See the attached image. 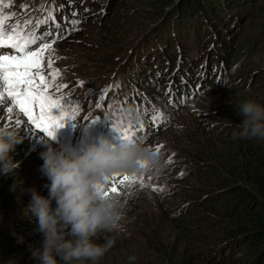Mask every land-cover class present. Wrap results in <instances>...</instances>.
<instances>
[{
	"label": "rangeland",
	"instance_id": "rangeland-1",
	"mask_svg": "<svg viewBox=\"0 0 264 264\" xmlns=\"http://www.w3.org/2000/svg\"><path fill=\"white\" fill-rule=\"evenodd\" d=\"M52 1L0 0V27L5 32L15 29L30 39L36 28L37 18H42L40 26L44 30L43 36L34 35L36 43L29 44V48L35 50L42 43L50 45L45 50L42 71L47 75L58 69L60 74L55 84L66 87L60 88L59 92L54 87L48 91L59 96L69 112L78 109L72 120L65 119L63 126L54 130V137H48L12 105L6 94L5 102L0 98V127L15 130L23 138L15 146L11 156L18 164L25 160L19 168L14 169V173H0V203H8L7 209L0 214V241L6 240L4 236L7 234L14 238L8 243L0 244L3 252L0 255V264H37L32 250L39 246L43 235L39 234L36 225L30 224L32 221L27 215L30 211L27 207L30 192L27 189L35 187L40 195L47 193L46 184L49 179L40 167L43 164L40 153L46 148L44 141L51 140L53 146H67L73 151L82 135V122L86 121L85 117L101 122L104 115L112 113L108 108V101L119 84L120 73L127 70L129 62L135 61L142 52L141 58L146 59V52L158 48L160 40L164 44L169 35L175 34L177 25L176 23L162 31L160 25L152 30V23L146 24L160 0H70L78 8L79 16H84L86 22H89H82L77 30L71 28L66 34L62 30L57 31V26L51 30L46 26L47 18L52 17ZM261 2L263 1L260 0L258 4ZM244 10L249 13L251 11L245 7ZM31 14L37 17L31 18ZM249 15L236 11L228 20L223 21L222 32L218 37L221 40L233 38L236 43L240 35L244 34L249 37L253 48L239 56H236V51L229 52L228 60H225L222 54H215L220 41H208L205 48L207 52L202 51L206 53L205 56L201 58V54L198 55L196 67L192 68L197 76L196 82L202 87L214 83L203 92L202 97L183 102L182 107L174 112L160 101H156L149 109L152 113L155 109H160L164 113L163 122L167 127L161 134L144 143L162 154L165 167L155 175L135 174L134 183L130 186L117 184V193L108 195L119 200L122 205V218L116 232L102 233L96 238L97 243H103L105 237L114 239L111 248L96 264H172L168 258L157 253L154 243L157 240L162 241L163 249L169 251L172 244L179 239L176 231L171 229L173 223L170 222L178 214V208L192 207V211L201 218L211 211V199L206 201L201 198H204V193L213 191L215 186L205 175H189L190 172L182 161L185 154H189V144L191 146L192 143L201 141L207 145L219 143L222 123H225L224 127L239 126L243 116L238 114L236 104L248 98L264 104V26L252 28V16L250 19ZM262 18L264 21V16ZM70 19L75 21L71 16L66 19L65 24ZM255 20L261 23L259 17ZM237 21L240 28L234 32L233 27ZM145 27L151 31L146 33ZM0 54L16 53L15 50L5 47L0 50ZM218 58L220 61H216ZM48 59L53 62L51 69L47 66ZM127 59L129 60L126 61ZM166 75L170 93L185 84V74L175 77ZM47 78L51 81L50 75ZM194 90L197 91L196 88ZM97 103L101 105L100 108L96 107ZM7 105L12 107V112L8 111ZM59 111L53 109V114L58 115ZM144 114L147 115V112ZM113 125L116 129H121L114 121ZM115 128L110 129L112 141ZM140 132L142 129L138 133ZM135 135L137 133L133 134L132 140H136ZM16 181L20 183H15ZM8 182L11 183L10 186ZM110 186L111 180L104 185L105 189ZM11 195H16L19 205L10 198ZM23 213L27 227H22L24 219L21 220L20 216ZM15 224L18 227L13 228ZM156 227H160L157 233L153 230Z\"/></svg>",
	"mask_w": 264,
	"mask_h": 264
},
{
	"label": "trees",
	"instance_id": "trees-1",
	"mask_svg": "<svg viewBox=\"0 0 264 264\" xmlns=\"http://www.w3.org/2000/svg\"><path fill=\"white\" fill-rule=\"evenodd\" d=\"M259 1L160 0L146 24L158 21L153 29L160 25V30L164 31L177 23L174 29L175 34L169 35L164 44L160 40L158 48L146 52V59L141 58L142 52L135 61L129 62L127 70L120 73L119 84L108 101V108L112 113H107L102 122L97 120L92 123L84 120L82 135L73 151L82 152L87 144L96 142L103 136L99 125L107 121H114L123 129H129L131 126L130 132L137 133L136 140H143V142L161 134L167 127L163 122L164 113L160 109H155L152 113L149 110L151 106L156 101H160L162 105L174 112L182 107L183 102L199 99L206 89L213 86L214 83L208 87H202L196 82L197 76L192 71V68L196 67L195 61L198 55L201 54V58L205 56L206 53L202 51H206L208 41H220L215 54H222L225 60H228L229 52L236 51V56H239L253 48L249 37L244 34L240 35L236 43L233 38L221 40L218 34L222 32L221 26L224 22L236 11H240L242 15L250 14V19L252 16V28L263 27L264 0L258 4ZM52 3V14H50L52 17L47 18L46 26L51 30L58 24L57 31L62 30L67 34L71 27L61 22L58 12L69 10V13H72L74 5L66 0H53ZM120 4L124 5L123 2ZM61 6L64 8L61 9ZM244 7L250 8V13L245 11ZM177 15L178 18H176ZM30 17H37V15L31 14ZM257 17L261 23L255 20ZM38 19L40 24L35 33L37 36L40 34L43 36L44 30H41L40 26L43 21L40 17ZM80 19H84V16H80ZM84 20L75 25L72 24L71 19L70 22L72 26H75L74 30H77L79 24L89 22ZM233 28L234 32L240 28L239 21ZM217 60L220 61L219 58ZM166 74L174 75V77L185 74V84L178 86L170 93L169 79ZM1 101L5 102V97ZM132 104L139 114V119L129 121L125 110ZM6 108H9V105ZM120 111H122L121 114ZM144 112H147V115ZM95 119L99 118L95 117ZM222 124L219 143L207 145L201 141L194 142L190 146V142H187L190 148L189 154H185L182 163L190 172L189 175H205L215 186L212 188L213 191L204 193V198H201L206 201L211 199L212 209L201 218L192 211V207L178 208V214L171 218V221L167 219L173 223L171 229L176 231L179 239L172 244V249L169 251L163 249L164 243L160 240L154 243V247L161 257L169 259V263L264 264V139L240 138L233 135L239 132V126L224 127L225 123ZM141 129L142 132L138 133ZM24 162L25 160L20 164ZM50 183L51 181L48 180L47 193L42 196L49 195ZM10 185L11 183L8 182V186ZM10 198L19 205L16 195H11ZM196 198L199 197L196 196ZM0 206L3 208L0 209L1 214L7 209L8 203H0ZM54 206L55 200H53ZM30 213L31 211L27 212L32 221L30 224L37 226L36 218ZM20 218L23 220L25 213L21 214ZM15 227L18 225H13V228ZM22 227H27L25 219ZM153 230L157 233L160 227ZM39 234L41 235L40 232ZM4 237L6 240L0 241V244L14 239L10 234ZM2 253L0 250V255ZM73 264H91V262L80 260L74 261Z\"/></svg>",
	"mask_w": 264,
	"mask_h": 264
},
{
	"label": "clouds",
	"instance_id": "clouds-1",
	"mask_svg": "<svg viewBox=\"0 0 264 264\" xmlns=\"http://www.w3.org/2000/svg\"><path fill=\"white\" fill-rule=\"evenodd\" d=\"M236 107L243 120L238 124L239 132L233 135L264 139V104L248 98ZM125 111L129 121L139 119L134 106ZM22 139L19 132L0 127V173L12 174L18 167L11 153ZM44 143L40 167L51 181L49 195H40L35 187L27 189V207L36 218L37 231L43 235L32 254L37 264H73L80 260L96 264L114 243L110 237H105L103 243H97L96 238L116 232L122 218L119 200L104 196L102 186L117 173L159 174L165 167L163 156L143 140L113 143L101 136L82 152L55 147L51 140Z\"/></svg>",
	"mask_w": 264,
	"mask_h": 264
},
{
	"label": "snow or ice",
	"instance_id": "snow-or-ice-1",
	"mask_svg": "<svg viewBox=\"0 0 264 264\" xmlns=\"http://www.w3.org/2000/svg\"><path fill=\"white\" fill-rule=\"evenodd\" d=\"M35 43L34 39H29L18 30L5 32L0 27V50L7 47L15 50L16 53L12 55L0 54V89H2L0 98L6 94L12 105L17 107L39 131L48 137H54V130L62 127L65 119L72 120L78 109L69 112L61 103V98L48 91L49 88L54 87L59 92V89L66 85L55 84V80L60 74L58 69L47 74L51 76V81L47 78L42 67L45 50L49 49L50 45L42 43L35 50H31L29 44ZM52 63V60L48 59L49 69L52 68ZM101 95L104 96L103 93ZM96 107L100 108L101 105L97 103ZM53 109H59V114L54 115ZM12 110V107L8 108L9 112ZM85 119L92 123L97 121L89 117H85ZM16 123L18 124L19 121L17 120ZM130 128L131 126H129ZM129 129H116L120 133V140L131 139ZM110 180V187L105 189L102 186L104 196L117 193V184L130 186L136 181V175L117 173ZM141 186H143L142 180Z\"/></svg>",
	"mask_w": 264,
	"mask_h": 264
},
{
	"label": "water",
	"instance_id": "water-1",
	"mask_svg": "<svg viewBox=\"0 0 264 264\" xmlns=\"http://www.w3.org/2000/svg\"><path fill=\"white\" fill-rule=\"evenodd\" d=\"M157 22H158V21H155V22L152 23V25H150L152 29H153V27L156 26ZM144 30H145L146 33H148V32L151 31V29L149 30L147 27H145Z\"/></svg>",
	"mask_w": 264,
	"mask_h": 264
}]
</instances>
